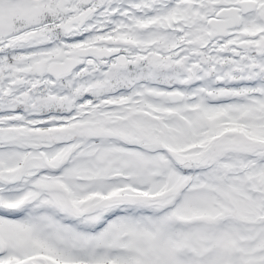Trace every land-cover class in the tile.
<instances>
[{
	"label": "snow or ice",
	"instance_id": "1",
	"mask_svg": "<svg viewBox=\"0 0 264 264\" xmlns=\"http://www.w3.org/2000/svg\"><path fill=\"white\" fill-rule=\"evenodd\" d=\"M0 264H264V0H0Z\"/></svg>",
	"mask_w": 264,
	"mask_h": 264
}]
</instances>
